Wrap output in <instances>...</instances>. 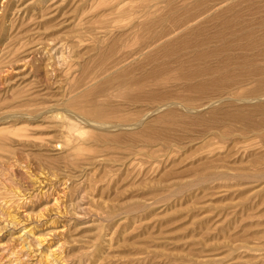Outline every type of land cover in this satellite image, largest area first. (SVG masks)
<instances>
[{"label": "rangeland", "instance_id": "374dc122", "mask_svg": "<svg viewBox=\"0 0 264 264\" xmlns=\"http://www.w3.org/2000/svg\"><path fill=\"white\" fill-rule=\"evenodd\" d=\"M224 1L0 0V264H264V0Z\"/></svg>", "mask_w": 264, "mask_h": 264}, {"label": "bare ground", "instance_id": "6f19581e", "mask_svg": "<svg viewBox=\"0 0 264 264\" xmlns=\"http://www.w3.org/2000/svg\"><path fill=\"white\" fill-rule=\"evenodd\" d=\"M223 1H224V0H223ZM230 1H233V0H230ZM224 2H225V1H224ZM224 2H223V3H224ZM226 2H227V0H226ZM217 3H218V2H217ZM227 3H229V1H228ZM225 4H226V3H225ZM107 5H108V4H107ZM107 5H106V6H107ZM214 5H215V4H214ZM220 5H221V4H220ZM220 5H219V8L221 7ZM231 5H232V4H231ZM231 5H229L228 7H230ZM238 5H239V4H238ZM102 6H103V5H102ZM217 6H218V5H217ZM258 7H259V6H258ZM223 8H224V6H223ZM225 8H226V6H225ZM228 9H229V8H228ZM240 10H241V9H240ZM162 11H163V10H162ZM237 12H238V11H237ZM231 13H233V14H232L233 17L236 15L235 12H231ZM261 13H262V12H261ZM226 14H228V13H226ZM234 14H235V15H234ZM216 15H217V14H216ZM223 15H225V13H224ZM262 15H263V13H262ZM217 16H218V15H217ZM220 16H221V15H220ZM226 17H227V16H226ZM235 17H236V16H235ZM217 18H218V17H217ZM246 18H247V17H246ZM174 19H175V18H174ZM223 19H224V18H223ZM247 19H248V18H247ZM263 19H264V18H263ZM215 20H216V19H215ZM225 20H226V19H225ZM241 20H242V19H241ZM255 20H256V19H254L253 21H255ZM220 21H221V20H220ZM220 21H219V22H220ZM222 21H223V20H222ZM237 21L240 22L239 20H237ZM237 21H235V22H237ZM244 21H245V20H244ZM244 21H242V22H244ZM253 21H252V22H253ZM175 22H176V21H175ZM177 22H178V21H177ZM177 22H176V23H177ZM242 22H240V23H242ZM176 23H175V24H176ZM203 23H204V22H203ZM217 23H218V20H217ZM146 24H147V23H146ZM177 24H178V23H177ZM177 24H176V25H177ZM206 24H208V23H206ZM210 24H211V23H210ZM212 24H213V22H212ZM218 24H219V23H218ZM218 24H217V25H218ZM221 24H222V23H221ZM224 24H225V23H224ZM224 24H223V25H224ZM250 24H251V22H250ZM183 25L185 26L186 24H183ZM198 25H199V24H198ZM198 25H197V26L195 25L194 28L200 26V25H199V26H198ZM201 25H202V24H201ZM217 25H216V26H217ZM223 25H220V24H219V26H223ZM246 25H247V24H246ZM248 25H249V24H248ZM234 26H235V25H234ZM191 27H192V26H191ZM200 27H201V26H200ZM202 27H203V26H202ZM212 27H213V29H215L214 25L211 26V28H212ZM228 27H229V26H228ZM245 27H247V26H245ZM248 27H249V26H248ZM182 28H183V26H182ZM184 28H185V27H184ZM184 28H183V29H184ZM188 28H189V26H188ZM203 28H204V27H203ZM220 28H221V27H220ZM239 28H240V27H239ZM261 28H263V27H261ZM186 29H187V28H186ZM191 29H192V28H191ZM198 29H199V28H198ZM221 29H222V28H221ZM223 29H224V27H223ZM250 29H251V28H250ZM169 30H171V29H169ZM169 30H168V31H169ZM177 30H178V29H177ZM181 30H182V29H181ZM232 30H233V29H232ZM234 30H235V28H234ZM168 31L166 30V32H168ZM173 31H174V30H173ZM179 31H180V30H179ZM186 31H188V30H186ZM197 31H198V30H197ZM197 31H196V32H197ZM200 31H202V28L200 29ZM221 31H222V30H221ZM169 32H170V31H169ZM180 32H181V31H180ZM192 32H193V31H192ZM206 32H207V30H206ZM214 32H216V30H215ZM229 32H230V31H229ZM229 32H228V33H229ZM245 32H246V31H245ZM190 33H191V32H190ZM197 33H198V32H197ZM201 33H203V32H201ZM201 33H200V35H201ZM168 34L170 35V33H168ZM174 34H175V32H174ZM174 34H173V35H174ZM188 34H189V33H187V37H190V36H188ZM203 34H206V33H203ZM225 34H226V33H225ZM230 34H231V33H230ZM185 35H186V34H185ZM189 35H190V34H189ZM192 35H193V34H192ZM192 35H191V37H192ZM197 35H199V33H198ZM209 35H210V34H208V35H207V38L204 39V40H206V42L208 41L207 39H208V36H209ZM235 35H236V34H235ZM235 35H234V36H235ZM238 35H240V34L238 33ZM244 35H245V33H244ZM258 35H259V34H258ZM155 36H156V35H155ZM160 36H161V34H160ZM180 36H181V35H180ZM195 36H196V35H195ZM204 36H205V35H203V37H204ZM211 36H213V35H211ZM211 36H209V37L211 38ZM221 36H222V34H221ZM161 37H162V36H161ZM168 37H169V36H168ZM227 37H228V36H226V38H227ZM241 37H242V36H241ZM149 38H150V37H149ZM164 38H165V37H164ZM169 38L171 39V37H169ZM169 38H168V39H169ZM183 38H185V36H184ZM194 38H195V37H194ZM201 38H202V37H201ZM233 38H234V37H233ZM239 38H240V37H239ZM162 39H163V38H162ZM173 39H174V37H173ZM177 39H178V37H177ZM177 39H176V40H177ZM185 39H187V38H185ZM185 39H183V40H184V44H185V41H186ZM228 39H229V38H228ZM234 39H235V40H238V41L240 40V39H236V38H234ZM234 39H232V40L234 41ZM252 39H253V38H252ZM144 40H145V39H144ZM176 40H175V42H176ZM192 40L195 41V42L191 41V43H192V42H193V43H196V41H197V39H195V40L192 39ZM199 40H200V39H199ZM204 40H203V41L201 40L202 43L204 42ZM225 40H226V39H225ZM248 40H249V39H248ZM151 41H152V40H151ZM151 41H149V42H151ZM158 41H159V40H158ZM160 41H161V40H160ZM177 41H178V40H177ZM188 41H189V40L187 39V42H188ZM221 41H222V40H221ZM249 41H251V40H249ZM249 41H248V42L246 41V43L248 44ZM254 41H255V40H254ZM144 42H145V41H144ZM146 42H147V41H146ZM153 42H154V41H153ZM155 42H157L156 39H155ZM162 42H163V40H162ZM173 42H174V41H173ZM179 42H180V41H179ZM197 42H198V41H197ZM229 42H230V41H229ZM229 42H227V43H229ZM240 42H241V41H240ZM240 42H238V43H240ZM262 42H264V39H263ZM135 43H136V42H135ZM140 43H141V41H140ZM140 43H139V44H140ZM151 43H152V42H151ZM159 43H160V42H158V44H159ZM176 43H177V42H176ZM181 43H182V40H181ZM193 43H192V44H193ZM202 43H201V44H202ZM216 43H217V42H216ZM220 43H221V42H220ZM223 43H224V42H222L221 44H222V45H225V44H226V43H225V44H223ZM231 43H232V42H231ZM246 43H245V44H246ZM137 44H138V43H137ZM139 44H138V45H139ZM142 44H144V43H141V46H142ZM147 44H148V43H147ZM147 44H146V45H147ZM179 44H180V43H179ZM236 44H237V43H236ZM138 45H137V46H138ZM149 45H150V44H149ZM156 45H157V44H156ZM162 45H163V44H161L160 46H162ZM166 45H167V44H166V42H165V46H166ZM186 45H187V47H188V44H186ZM186 45H185V46H186ZM193 45H194V44H193ZM195 45H198V44H195ZM195 45H194V46H195ZM206 45H208V43H207ZM211 45H212V44H211ZM226 45H227V44H226ZM226 45H225V46H226ZM229 45H231V44H229ZM234 45H235V43H234ZM234 45L232 46V48H234ZM131 46H132V45H131ZM152 46H154L153 43H152ZM167 46H168V45H167ZM175 46H176V45H175ZM194 46H193V47H194ZM237 46H238V45H237ZM237 46L235 45V48H234V49H236ZM135 47H136V45H135ZM138 47H139V46H138ZM147 47H148V45H147ZM154 47H155V46H154ZM176 47H177V46H176ZM182 47H183V48H182ZM182 47H181V49H184V48H185V47L183 46V44H182ZM198 47H199V46H198ZM200 47H201V45H200ZM200 47H199V48H200ZM203 47H204V46H203ZM222 47H223V46H220V48H222ZM228 47H229V49H230V46H227V48H228ZM246 47H247V46H246ZM250 47H251V46H250ZM250 47H249V48H250ZM140 48H141V47H140ZM140 48H139V50H141V49L144 50L143 47H142L141 49H140ZM145 48H146V47H145ZM148 48H149V47H148ZM166 48H167V47H166ZM166 48H165V49H166ZM170 48H171V47H170ZM174 48H175V47H174ZM196 48H197V47H196ZM196 48H195V49H196ZM205 48H206V50L209 49V47H208V48L205 47ZM210 48H211V46H210ZM249 48H248V49H249ZM129 49H131V48H129ZM136 49H138V48H136ZM165 49L163 48V50H165ZM185 49H188V48H185ZM189 49H191V48H190V44H189ZM192 49H194V48H192ZM197 49H198V48H197ZM197 49L194 51L195 53L198 51ZM229 49H228V50H229ZM237 49H238V48H237ZM251 49H252V48H251ZM254 49H255V48H254ZM254 49H253V50H254ZM132 50H134V49H132ZM145 50H146V49H145ZM145 50H144V51H145ZM147 50L149 51V49H147ZM178 50L180 51V49H178ZM202 50H203V49H202ZM219 50H220V49H219ZM222 50H223V49H222ZM224 50H225V49H224ZM224 50H223V51H224ZM231 50H232V49H231ZM231 50H229V51H231ZM240 50H241V49H240ZM240 50H238V51H240ZM263 50H264V49H263ZM158 51H159V50H158ZM169 51H170V49H169ZM176 51H177V50H176ZM189 51H190V53L192 52L191 50H189ZM200 51H201V49H200ZM209 51H210V50H209ZM209 51H207V52H209ZM214 51H215V50H214ZM216 51H217V50H216ZM225 51H226V50H225ZM244 51H245V50H244ZM258 51H259V50H258ZM128 52H129V51H128ZM136 52H138V51H136ZM136 52H135V54H136ZM150 52H151V51H150ZM152 52H153V51H152ZM152 52H151V53H152ZM159 52L161 53V51H159ZM159 52H158V54H159ZM166 52H168V51H166ZM204 52L207 53L206 51H204ZM204 52H203V54H204ZM217 52H219V51H217ZM242 52H243V51H242ZM138 53H139V52H138ZM141 53H142V52H141ZM141 53H140V55H141ZM146 53H148V52L146 51ZM154 53H155V51H154ZM154 53H153V54H154ZM186 53H188V52L186 51ZM200 53H202V52H200ZM219 53H220V52H219ZM219 53H216V54H219ZM238 53H240V52H238ZM238 53H237V54H238ZM253 53H254V52H253ZM135 54H134V55H135ZM142 54H143V53H142ZM156 54H157V53H156ZM156 54H155V55H156ZM163 54H164V52H163ZM167 54H168V53H166L165 55L167 56ZM169 54H170V52H169ZM174 54H175V53H174ZM198 54H199V51H198ZM228 54H229V53H228ZM244 54H245V53H244ZM118 55H119V54H118ZM138 55H139V54H138ZM149 55H150V54H149ZM151 55H152V54H151ZM151 55H150L149 57H151ZM155 55H154V57H156ZM179 55H180V54H179ZM187 55H188V54H187ZM194 55H196V54H194ZM200 55H201V54H200ZM211 55H212V54H211ZM226 55H227V54H226ZM226 55H225V56H226ZM229 55H230V54H229ZM249 55H250V54H249ZM251 55H252V54H251ZM126 56H127V55H126ZM136 56H137V55H136ZM136 56H135V59H136ZM147 56H148V55H147ZM147 56L145 57L146 59H147ZM171 56H172V55H171ZM233 56H235V55H233ZM238 56H239V54H238ZM141 57H142V55H141ZM141 57L139 56L138 59L141 58ZM199 57H200V56H199ZM206 57H208V56H206ZM231 57H232V55L229 56V57L226 56V59H227V58H231ZM119 58H120V56H119ZM130 58H131V55H130ZM152 58H153V57H152ZM152 58H151V60H152ZM208 58H209V57H208ZM235 58H236V57H235ZM238 58H240V57H238ZM242 58H243V57H242ZM249 58H250V57H249ZM255 58H256V57H255ZM115 59L117 60L118 58H115ZM133 59H134V58H133ZM133 59H132V60H133ZM143 59H144V58H143ZM146 59H145V60H146ZM183 59H184V58H183ZM186 59H188V58H186ZM190 59H191V57H190ZM190 59H188V60H190ZM195 59H196V58H193V60H195ZM197 59H198V58H197ZM197 59H196V60H197ZM203 59H204L203 57H202V58H201V57L199 58V60H203ZM217 59H219V58H217ZM233 59H234V58L232 57L231 60H233ZM246 59H247V58H246ZM120 60H121V59H120ZM127 60H128V59H127ZM184 60H185V59H184ZM184 60H183V61H184ZM210 60H211V59H210ZM210 60H209V61H210ZM214 60H215V59H214ZM224 60H225V59H224ZM247 60H248V59H247ZM118 61H119V60H118ZM128 61H129V60H128ZM206 61L208 62V60H206ZM229 61H230V59H229ZM255 61H256V60H255ZM121 62L124 63V60L121 61ZM130 62H131V61H130ZM134 62H135V61H134ZM142 62H143V61H142ZM144 62H145V61H144ZM151 62H152V61H151ZM179 62L181 63V61H179ZM192 62H193V61H192ZM195 62H196V61H195ZM200 62H201V61H200ZM200 62H199V63H200ZM215 62H216V61H215ZM215 62H213V63H215ZM231 62H232V61H231ZM238 62H239V61H238ZM187 63H189V61H188ZM197 63H198V62H197ZM213 63H212V64H213ZM117 64H118V63H117ZM125 64H126V61H125ZM125 64H124V65H125ZM193 64H194V63H193ZM210 64H211V63H210ZM210 64H208V66H209ZM245 64H246V63H245ZM124 65H121V63H119L118 65H116V66H117L116 68L118 69V68H120L119 66L122 67V66H124ZM132 65H133V64H132ZM149 65H150V64H149ZM186 65H187V64L185 63V66H186ZM191 65H192V63H189L190 68H192V67H194V66L196 67L197 64H194V66H192V67H191ZM200 65H202V64L200 63ZM200 65H198V66H200ZM222 65H223V64H222ZM114 66H115V64H114ZM181 66H182V65H181ZM206 66H207V65H206ZM216 66H217V65H216ZM236 66H237V65H236ZM164 67H165V66H164ZM182 67H184V66H182ZM186 67L188 68V65H187ZM195 67H194V69H192L193 71H195ZM201 67H202V66H201ZM211 67H214V65H213V66L211 65ZM211 67H210V68H211ZM240 67H241V65H240ZM240 67H239V68H240ZM128 68H130V67H128ZM177 68H178V67H177ZM190 68H189V69H190ZM197 68H198V67H197ZM232 68H233V67H232ZM232 68H231V69H232ZM250 68H251V67H250ZM262 68H263V67H262ZM113 69L115 70V68H113ZM120 69H121V68H120ZM165 69H168V68H165ZM183 69H184V68H183ZM189 69H187V70H189ZM234 69H237V68H234ZM234 69H233V70H234ZM240 69H241V68H240ZM129 70H130V69H129ZM135 70H136V69H135ZM160 70H162V69H160ZM163 70H164V69H163ZM178 70H179V68H178ZM215 70H216V69H215ZM228 70H229V69H228ZM238 70H239V69H238ZM243 70H246V69L243 68ZM248 70H249V69H248ZM248 70H247V72H249ZM118 71L120 72V70H118ZM175 71H176V69H175ZM209 71H210V70H209ZM167 72H168V71H167ZM185 72H186V71H185ZM188 72H189V71H188ZM196 72H197V70H196ZM202 72H203V71H202ZM207 72H208V71H207ZM227 72H228V71H227ZM238 72H239V71H238ZM114 73H115V72H114ZM179 73H180V72H179ZM222 73H223V72H222ZM222 73H221V74H222ZM235 73H237V72H235ZM108 74H109V73H108ZM175 74H176V72H175ZM189 74H190V73H189ZM202 74H203V73H202ZM230 74H231V73H230ZM128 75H129V73H128ZM176 75H177V74H176ZM191 75H192V74H191ZM219 75H220V74H219ZM224 75H225V74H224ZM106 76H107V75H106ZM148 76H149V73H148ZM157 76H159V75H157ZM195 76H196V75H195ZM217 76H218V75H217ZM220 76H221V75H220ZM220 76H219V77H220ZM108 77H109V76H108ZM126 77H127V76H126ZM177 77H178V76H177ZM199 77H200V76H199ZM233 77H234V76H233ZM156 78H157V77H156ZM158 78L160 79V76H159ZM178 78H179V77H178ZM180 78H181V77H180ZM208 78H209V77H208ZM208 78H207V79H208ZM213 78H214V77H213ZM221 78H222V77H220V79H221ZM170 79H171V78H170ZM204 79H205V78H204ZM216 79H217V78H216ZM154 80H155V79H154ZM202 80H203V79H202ZM205 80H206V79H205ZM245 80H246V78H245ZM254 80H255V79H254ZM159 81H160V80H159ZM164 81H165V80H164ZM181 81H184V80H181ZM194 81H195V80H194ZM248 81H249V79H248ZM255 81H258V80L256 79ZM259 81H260V80H259ZM96 82H97V81H96ZM138 82H139V81H138ZM158 83H159V82H158ZM182 83H183V82H182ZM195 83H196V82H195ZM106 84H107V83H106ZM187 84H188V83H187ZM250 84H251V82H250ZM257 84H259V83H257ZM143 85H144V84H143ZM185 85H186V84H185ZM244 85H245V84H244ZM252 85H253V84H252ZM263 85H264V84H263ZM94 86H95V85H94ZM103 86H104V85H103ZM134 86H135V85H133V87H134ZM157 86H158V85H157ZM222 86H223V85H222ZM254 86H255V85H254ZM254 86H253V87H254ZM88 87H89V86H88ZM88 87H87V88H88ZM90 87H92L91 84H90ZM136 87H138V86H136ZM199 87H201V85H200ZM202 87H203V86H202ZM235 87H236V86H235ZM235 87H233V89H234ZM240 87H241V86H240ZM261 87H262V86H261ZM134 88H135V87H134ZM259 88H260V87H259ZM262 88H263V87H262ZM138 89H139V88H138ZM142 89H143V88H142ZM252 89H253V88H252ZM84 90H85V88H84ZM202 90H203V89H202ZM225 90H226V89H225ZM262 90H263V89H262ZM81 91H82V90H81ZM145 91H146V90H145ZM198 91H199V90H198ZM207 91H208V90H207ZM87 92H90V91H87ZM146 92H147V91H146ZM152 92H153V91H152ZM202 92H203V91H202ZM222 92H223V91H222ZM84 93H85V92H84ZM93 93H94V92H93ZM142 93H143V92H142ZM186 93H187V92H186ZM208 93H209V92H208ZM218 93H220V92L218 91ZM263 93H264V92H263ZM131 94H132V93H131ZM137 94H138V93H137ZM78 95H79V94H78ZM91 95H92V94H91ZM94 95H95V94H94ZM141 95H142V94H141ZM149 95H150V94H149ZM188 95H189V94H188ZM212 95H213V94H212ZM258 95H259V94H258ZM263 95H264V94H263ZM76 96H77V95H76ZM134 96H135V94H134ZM147 96H148V95H147ZM203 96H204V95H203ZM215 96H216V95H215ZM82 97H83V96H82ZM142 97H143V96H142ZM151 97H152V96H151ZM191 97H192V96H191ZM247 97H248V96H247ZM71 98H72V97H71ZM196 98H197V97H196ZM200 98H201V97H200ZM84 99H85V98H84ZM92 99H93V98H92ZM135 99H136V98H135ZM138 99H139V98H138ZM88 100H89V99H88ZM139 100H140V99H139ZM220 100H221V99H220ZM82 101H84V103H85V100H82ZM124 101H125V100H124ZM141 101H142V100H141ZM163 101H164V100H163ZM214 101H215V100H214ZM214 101H213V102H214ZM218 101H219V100H218ZM241 101H243V100H241ZM247 101L249 102V100H247ZM252 101H253V100H252ZM129 102H130V101H129ZM132 102L134 103L135 100H133ZM147 102H148V101H147ZM259 102H260V101H259ZM263 102H264V101H263ZM80 103H81V101H80ZM137 103H138V102H137ZM149 103H150V102H149ZM214 103H215V102H214ZM214 103H213V104H214ZM73 104H74V103H73ZM75 104H78V103L75 102ZM85 104H86V103H85ZM97 105H99V104H97ZM160 105L162 106V104H160ZM160 105H159V107H160ZM211 105H212V104H211ZM74 106H76V105H74ZM86 106H88V105H84V108H86ZM94 106H95V105H94ZM168 106H169V105H168ZM170 106H171V105H170ZM170 106H169V107H170ZM79 107H80V106H79ZM101 107H102V106H101ZM81 108H82V104H81ZM81 108H80V109H81ZM84 108H83L82 110L85 111L86 109H84ZM90 108H91V106H90ZM90 108L88 107L87 109L90 110ZM250 108H252V107H250ZM78 109H79V108H78ZM80 109H79V111H82V110H80ZM256 109H257V108H256ZM262 109H263V108H262ZM89 110H88V111H89ZM163 110H164V109H163ZM97 111H98V110H97ZM177 111H178V110H177ZM52 112H53V111H52ZM172 112H173V111H172ZM48 113L52 114V115H50L48 118L51 119V118L55 117V116H53V115H54L53 113H51V112H49V111H48ZM73 113H74V112H73ZM98 113H99V112H98ZM75 114H76V116H75ZM89 114H90V113H88V112H87V113H84V112H83V113L77 112V113H74V114H73L76 118H77V115H78V118H79V119H81V120H85L86 122H88L87 125H83V126H80V125H82L81 122H79L80 120H79V121H76V120L73 118V116H72V117H71V116H65V117H61L62 119H59V120H62L64 124H66L67 130L69 131L68 139H73V138H71V136H70L71 133H76V136H77V137H80V136H84V137H85V136H89V135L95 133V131H96L97 129H99V128H100V129H105V128H107V129L111 128V129H112L113 127L118 126V125H116V123H113V124L111 125V121H110V123H106V122H104V120H103V122H100L101 119H99V121H96V120L94 121V120L91 118V114H90V115H89ZM92 114H94V113H92ZM96 114H97V113H96ZM101 114H102V113H101ZM150 114L152 115V113H150ZM150 114H149V117H150ZM153 114H154V113H153ZM155 114H156V113H155ZM169 114H170V113H169ZM59 115H61V114H59ZM167 115H168V113H167ZM239 115H240V114H239ZM62 116H63V115H62ZM115 116H116V115H115ZM232 116H234V115H232ZM243 116H244V115H243ZM21 118H22V117H21ZM107 118H108V117H107ZM116 118H117V117H116ZM45 119H46V118H45ZM117 119H118V118H117ZM165 119H167V118H165ZM2 120H4V119H2ZM74 120H75V121H74ZM153 120H155V119H153ZM158 121H159V118H158ZM164 121H165V120H164ZM164 121H163V122H164ZM232 121H233V120H232ZM236 121H237V120H236ZM75 122H76V123H75ZM145 122H147V120H146ZM257 122H258V121H257ZM13 123L15 124V123H17V122L15 121V122H13ZM60 123H61V121H60ZM78 123H79V124H78ZM0 124H1V123H0ZM14 124H13V125H14ZM77 124H78V125H77ZM105 124H106V125H105ZM118 124H119V122H118ZM131 124H132V123H131ZM131 124H130V125H131ZM134 124L137 125V123H134ZM239 124H241V123H239ZM59 125H60V124H59ZM124 125H125V124H124ZM124 125H121V127L124 126ZM127 125H128V124H127ZM127 125H126V126H127ZM128 126H129V125H128ZM132 126H133V125H132ZM2 127H3V126H2ZM140 127H141V126H140ZM144 127H145V126H144ZM124 128H125V127H124ZM127 128H128V127H127ZM157 128H158V127H157ZM254 128H255V127H254ZM122 129H123V128H122ZM162 129H163V128H162ZM105 130H106V129H105ZM112 130H113V129H112ZM120 130H121V128H119V131H120ZM135 130H136V129H135ZM135 130H133V131H135ZM137 130H138V129H137ZM142 130H143V129H142ZM103 131H104V130H102V132H103ZM130 131H131V130H130ZM130 131H127V132H130ZM133 131H132V132H133ZM108 132H109V131H108ZM122 132H123V134H124V131H123V130H122ZM125 132H126V131H125ZM161 132H162V131H161ZM120 134H121V132H120ZM158 134H160V133H158ZM93 135H94V134H93ZM130 135H131V133H130ZM130 135H128V136H130ZM132 135H133V134H132ZM135 135H136V134H135ZM184 135H185V134H184ZM159 136H160V135H159ZM162 136H163V135H162ZM89 137H91V136H89ZM165 137H166V136H165ZM85 138H86V137H85ZM92 138H93V136H92ZM92 138H91V139H92ZM260 139H261V138H260ZM73 140H74V139H73ZM68 144H69V143H68ZM249 149H250V148H249Z\"/></svg>", "mask_w": 264, "mask_h": 264}]
</instances>
